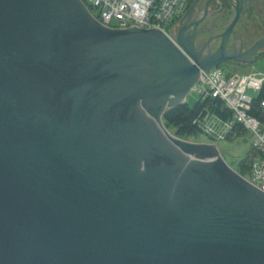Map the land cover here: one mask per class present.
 Returning <instances> with one entry per match:
<instances>
[{"label": "water", "instance_id": "water-1", "mask_svg": "<svg viewBox=\"0 0 264 264\" xmlns=\"http://www.w3.org/2000/svg\"><path fill=\"white\" fill-rule=\"evenodd\" d=\"M240 11L200 58L182 26L0 0V264H264V192L161 122L200 72L253 64L223 49Z\"/></svg>", "mask_w": 264, "mask_h": 264}, {"label": "built area", "instance_id": "built-area-1", "mask_svg": "<svg viewBox=\"0 0 264 264\" xmlns=\"http://www.w3.org/2000/svg\"><path fill=\"white\" fill-rule=\"evenodd\" d=\"M98 24L112 29L138 28L156 30L173 40L174 23L184 15L191 0H81ZM252 65V64H251ZM252 69V68H251ZM264 84V70L247 74L217 67L201 73L191 91L205 105L197 120L200 135L211 144L239 138L238 128L252 138L248 175L245 182L264 192V99L260 113L254 117L251 104ZM190 91V93H191ZM212 100L219 101L230 117L220 118L209 109Z\"/></svg>", "mask_w": 264, "mask_h": 264}, {"label": "flooded vegetation", "instance_id": "flooded-vegetation-1", "mask_svg": "<svg viewBox=\"0 0 264 264\" xmlns=\"http://www.w3.org/2000/svg\"><path fill=\"white\" fill-rule=\"evenodd\" d=\"M187 7L184 15L173 24L172 31L176 34L181 26L185 28L183 40L189 42L192 38L194 56L204 58L215 54L221 40L217 39L218 35L232 22L235 8L241 7L239 19L228 41L223 43L225 54L239 56L250 50L257 51L252 58L253 64L256 59L264 58V0H191ZM238 66L243 65L229 62L219 67Z\"/></svg>", "mask_w": 264, "mask_h": 264}, {"label": "trees", "instance_id": "trees-1", "mask_svg": "<svg viewBox=\"0 0 264 264\" xmlns=\"http://www.w3.org/2000/svg\"><path fill=\"white\" fill-rule=\"evenodd\" d=\"M255 99H253L251 104V112L254 117H257L260 113V108L258 107L259 101L264 99V84L262 89L257 93ZM210 103L209 109H211L217 116L224 119L230 117V114L226 109L221 106V103L217 100H212L206 102ZM205 105H203L199 100L189 108L187 103L180 104L179 106H175L166 110V112L162 116V124L165 126V129L171 128L174 130L173 136H176L178 139H187L193 138L200 135V130L198 127L197 120L200 117L201 113ZM236 134L238 137H244L246 134L243 133L240 128L236 130ZM253 154L252 149L250 148L245 154L244 158L236 164V170L240 176L246 178L248 175V165L250 162V155Z\"/></svg>", "mask_w": 264, "mask_h": 264}, {"label": "rangeland", "instance_id": "rangeland-1", "mask_svg": "<svg viewBox=\"0 0 264 264\" xmlns=\"http://www.w3.org/2000/svg\"><path fill=\"white\" fill-rule=\"evenodd\" d=\"M251 68L257 71L264 70V58L256 59L253 65H243L242 67L238 66L236 68H229V69L232 70V72L237 71L240 72V74H247L251 72L252 70ZM198 99L199 97L197 96V94L191 91V93H187L185 103H187L189 105V108H191L192 105H194L198 101ZM166 131L169 135L173 136V132H174L173 129L167 128ZM181 140L191 143V145L193 144H203L205 146L206 144L213 145L211 144L210 140L205 138L203 135H199L193 138L181 139ZM251 142H252V138L248 134H245L244 137L241 136L239 138H236L232 140V142L231 141L219 142V144L217 145L215 144L214 146L217 147V149L219 150V154H220L219 157H221V159L224 160V162L230 167V170L235 171L236 164L244 158L245 154L251 147L250 146Z\"/></svg>", "mask_w": 264, "mask_h": 264}]
</instances>
